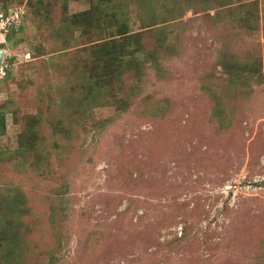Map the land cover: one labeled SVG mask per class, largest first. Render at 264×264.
<instances>
[{
  "label": "rangeland",
  "instance_id": "rangeland-1",
  "mask_svg": "<svg viewBox=\"0 0 264 264\" xmlns=\"http://www.w3.org/2000/svg\"><path fill=\"white\" fill-rule=\"evenodd\" d=\"M134 1L125 4L133 32L142 30L138 15L150 10L158 26L170 23L163 74L147 69L130 111L97 107L93 120L76 129L72 146L51 125L60 121L53 101L60 102L59 88L69 85L68 67L80 50L56 51L26 8L23 31L0 45L6 61L13 59L10 74L0 77V113L8 126L0 137V187L21 186L34 200L40 261L63 238V264H264V81L252 96L231 99L226 110L235 125L228 131L214 117L204 86H225L220 60L226 53L264 55V21L250 36L216 5L198 3L171 19L174 0L143 10ZM89 7L88 0L69 2L70 13ZM39 106L50 121L41 128L51 151L48 170L12 158L21 133L13 111L26 121L37 118ZM159 108L163 116L144 112ZM65 180L68 215L59 216L61 225L51 210Z\"/></svg>",
  "mask_w": 264,
  "mask_h": 264
},
{
  "label": "trees",
  "instance_id": "trees-1",
  "mask_svg": "<svg viewBox=\"0 0 264 264\" xmlns=\"http://www.w3.org/2000/svg\"><path fill=\"white\" fill-rule=\"evenodd\" d=\"M4 1L0 0L4 11L20 6L28 8L29 18L39 26L40 32L46 30L44 37L54 39L56 51H65L74 45L79 47V57L68 67L69 85L59 88L60 102L53 101L60 117L58 124L51 125L54 134L71 139L70 146L76 129L93 120L97 107L110 106L118 113L128 112L139 97V84L143 82L147 69L154 68L159 75L163 74L161 54L170 39L168 29L171 26L166 23L169 18L180 17L184 12L198 8L200 3L203 9L216 5L219 11H229L250 36L260 30V22L264 21L261 0H174L167 12L169 18L164 19L166 24L158 26V15L150 10L148 16L138 15L142 30L133 32L130 11L125 9L130 0H88L90 7L76 13H70V0H15L13 5L6 3L9 0ZM134 2L143 10L159 3V0ZM262 2L264 4V0ZM23 28L22 25L12 28L6 35L7 41H11L13 35ZM6 43L0 45L5 47ZM39 47L45 48L43 45ZM263 57L261 50L257 49H251L247 56L239 54L233 57L226 53L220 60L227 74L222 88L224 92L218 88L215 90L210 84L204 85L214 99L213 115L222 130H231L235 125L233 111L226 110L231 99L238 94L252 96L256 93L254 86H260L264 81ZM6 64L3 78L10 74L13 59H8ZM13 112L15 122L21 126L19 146L13 160L48 170L51 151L48 138L41 133L45 122H50L46 119L45 108L39 106L37 118L26 121L17 119L18 110ZM144 112L163 116L165 108H159L156 113ZM7 130L5 116L0 113V137ZM66 180L56 189L57 205L51 210V220L59 221L61 225L63 219L59 220V216L68 215L70 184ZM10 185L6 189L0 187V264H63V238L58 248L50 251L46 261L36 258L39 243L35 242L33 224L38 220V212L34 200L21 186Z\"/></svg>",
  "mask_w": 264,
  "mask_h": 264
},
{
  "label": "built area",
  "instance_id": "built-area-1",
  "mask_svg": "<svg viewBox=\"0 0 264 264\" xmlns=\"http://www.w3.org/2000/svg\"><path fill=\"white\" fill-rule=\"evenodd\" d=\"M26 7L20 6L11 8L7 11H4L2 7H0V43H6L7 42V34L11 31L14 27H20L23 18L26 15ZM8 54V51L6 53V56ZM5 56V57H6ZM6 58L2 65L0 66V77H4L6 74Z\"/></svg>",
  "mask_w": 264,
  "mask_h": 264
},
{
  "label": "water",
  "instance_id": "water-1",
  "mask_svg": "<svg viewBox=\"0 0 264 264\" xmlns=\"http://www.w3.org/2000/svg\"><path fill=\"white\" fill-rule=\"evenodd\" d=\"M6 53H7V50H5V49L0 50V66L2 65V63L4 62V60L6 58L5 57Z\"/></svg>",
  "mask_w": 264,
  "mask_h": 264
}]
</instances>
